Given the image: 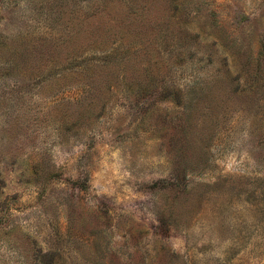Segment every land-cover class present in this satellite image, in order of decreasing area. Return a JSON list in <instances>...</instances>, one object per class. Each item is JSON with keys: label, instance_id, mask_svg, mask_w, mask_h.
<instances>
[{"label": "rangeland", "instance_id": "374dc122", "mask_svg": "<svg viewBox=\"0 0 264 264\" xmlns=\"http://www.w3.org/2000/svg\"><path fill=\"white\" fill-rule=\"evenodd\" d=\"M0 264H264V0H0Z\"/></svg>", "mask_w": 264, "mask_h": 264}]
</instances>
